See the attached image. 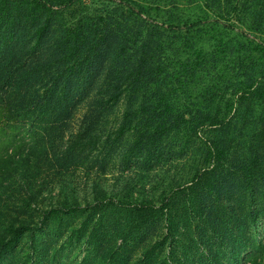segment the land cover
Returning a JSON list of instances; mask_svg holds the SVG:
<instances>
[{
	"label": "trees",
	"instance_id": "obj_1",
	"mask_svg": "<svg viewBox=\"0 0 264 264\" xmlns=\"http://www.w3.org/2000/svg\"><path fill=\"white\" fill-rule=\"evenodd\" d=\"M98 1L0 0V203L14 182L29 191L48 162L60 171L105 170L120 156L124 167L148 171L195 143L200 156L187 181L156 201L117 204L96 188L94 204H65L36 219H10L0 204V264H95L99 257L98 264H264V241L253 232L264 217V72L230 92L223 67V75L201 84L196 97L204 103H175L179 89L219 65L222 54L241 59V48L224 43L214 45L210 60L195 58V41L262 40L264 0ZM160 40L178 43L184 61ZM82 105L81 126L65 139L63 126ZM121 105L117 130L100 132ZM257 110L241 152L234 146L239 125ZM26 199L20 208L29 212L36 197ZM159 220L168 232L147 246ZM183 224L213 227L208 242L199 234V256L167 248ZM82 241V260H66V246Z\"/></svg>",
	"mask_w": 264,
	"mask_h": 264
},
{
	"label": "rangeland",
	"instance_id": "obj_2",
	"mask_svg": "<svg viewBox=\"0 0 264 264\" xmlns=\"http://www.w3.org/2000/svg\"><path fill=\"white\" fill-rule=\"evenodd\" d=\"M92 3L101 4L100 1L91 0ZM172 0H167L164 5L170 6ZM91 4V3H90ZM87 8L93 7L92 5L85 6ZM162 11H168L173 8L161 7ZM207 9L204 5L203 8ZM193 11V10H192ZM172 12L175 14H181L178 10L174 9ZM185 15H190V11H182ZM207 39L209 37H206ZM196 40L194 47L190 52L191 56L195 58H205L210 60L213 55V47L217 43L230 44L232 50H237L241 48V59L238 60L236 56L221 55V62L217 64H209L205 68L206 70L202 75L194 78L191 82V86L186 89L180 88L177 95L178 98L175 103L188 105H200L204 103L201 99H197V95L200 94L201 84H206L213 81V78L217 73L223 75V67L225 68V84L229 85V91L231 92L233 88L237 85L248 84L250 78L258 76L260 73L264 72V38L262 40ZM169 40H160L162 44L167 43L169 50L173 49V54L176 55V59L184 61V56L177 57V52H181V46L174 43H168ZM176 41V40H171ZM159 42V43H160ZM166 47V45H165ZM168 50V51H169ZM171 52V51H170ZM168 52L163 53L162 57H166ZM198 82V83H197ZM87 105H82L77 111L75 116L63 126V134L65 139L68 135L72 134L78 130L81 126V120L86 112ZM125 105H121L114 108L110 117L105 118L101 121L100 132L108 133L115 132L118 127L119 122H121V115L124 113ZM260 110L255 112L254 116H250L248 120L242 122L239 125L238 131L236 133V140L234 142L235 148L237 147L241 152L243 151L246 138H248L250 132L256 129L258 123V116ZM249 113V112H247ZM246 113V114H247ZM245 114V115H246ZM106 137V135H105ZM64 140L60 139L56 146L57 151L64 149ZM202 145L195 143L194 146H181L173 159V154L169 152L165 156V162L158 167L149 169L148 171L140 170L139 168H127L121 162V157L116 156L114 160H111L110 164L106 166L105 170L98 169L100 166L75 169L70 171H60L62 169L59 164H42L39 173H37L36 179H31L28 183L30 190L24 189L25 185L20 186L19 182L12 185L10 189L3 193L2 198L4 201L0 204L5 205L4 211L9 213L10 219H19V217H35V219L40 216L44 211L53 209L58 206H63L65 204H79L81 207H86L90 203L94 204L95 189L98 188L108 193L109 196L114 197L117 204L122 203H132L140 201L143 199L160 200L163 193L166 192L173 184L177 181L183 180V183L189 178L188 174L194 171V164H190L193 160L200 156ZM118 154V153H116ZM55 162V161H54ZM36 166L33 168V175ZM34 194L36 199L32 201V210L29 212L21 209L22 204L26 201H30L28 198L30 195ZM26 199V200H25ZM224 202L226 200L222 199ZM21 207V208H20ZM45 213V212H44ZM196 220L198 216L195 215ZM65 223L70 222L69 217H64ZM75 219L71 218V222ZM52 224L56 225L57 221H52ZM76 225V223H73ZM57 226V225H56ZM208 230L203 231L201 226L192 228L190 225L183 224L178 232L177 240L170 242L167 247L172 250L176 248L180 254L184 257L187 256H199L200 251L197 246L199 242L204 247V242L200 241V232L205 233V241L208 242L209 237H211L214 232L212 226H208ZM169 225L166 221L159 220L157 223L151 226L150 230L147 232L145 238L147 239V246H153L157 242L161 241L166 232H168ZM255 238L257 242L264 241V217L256 224L253 229ZM204 243V244H203ZM145 244V243H143ZM88 245L86 242L75 243L73 245H67L64 249L65 259L69 262L74 261L75 263L82 260ZM167 249L164 251V255H167ZM102 256V255H101ZM137 259L134 258L131 264H134ZM100 257L94 261L98 264Z\"/></svg>",
	"mask_w": 264,
	"mask_h": 264
}]
</instances>
